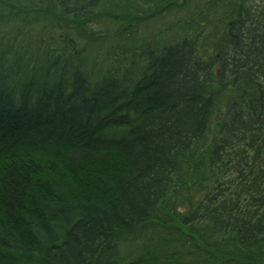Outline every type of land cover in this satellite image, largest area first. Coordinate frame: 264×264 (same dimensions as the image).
I'll use <instances>...</instances> for the list:
<instances>
[{"label": "trees", "instance_id": "obj_1", "mask_svg": "<svg viewBox=\"0 0 264 264\" xmlns=\"http://www.w3.org/2000/svg\"><path fill=\"white\" fill-rule=\"evenodd\" d=\"M0 264H264V0H0Z\"/></svg>", "mask_w": 264, "mask_h": 264}]
</instances>
